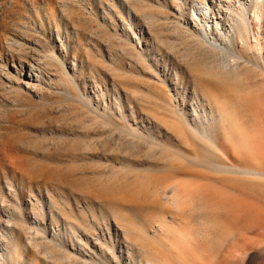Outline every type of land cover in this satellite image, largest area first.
<instances>
[{
	"label": "rangeland",
	"instance_id": "374dc122",
	"mask_svg": "<svg viewBox=\"0 0 264 264\" xmlns=\"http://www.w3.org/2000/svg\"><path fill=\"white\" fill-rule=\"evenodd\" d=\"M38 2L57 11L49 29L26 12L37 4L0 0V31L55 69L0 114V264H264V180L222 171L264 165V8L238 24L254 0ZM207 2L205 41L193 14ZM171 174L195 186L178 208L146 182Z\"/></svg>",
	"mask_w": 264,
	"mask_h": 264
},
{
	"label": "bare ground",
	"instance_id": "6f19581e",
	"mask_svg": "<svg viewBox=\"0 0 264 264\" xmlns=\"http://www.w3.org/2000/svg\"><path fill=\"white\" fill-rule=\"evenodd\" d=\"M26 2H30L33 6L36 4L38 5L37 8L28 9L26 11L28 16H30L31 19L32 18L37 19L41 28L44 27L45 29H49V27L52 24L53 17L55 15V10H49L46 4L44 3L39 4L38 0H26ZM242 5L243 4H241V6ZM252 5L253 6L249 8V10L244 9L238 11V14L236 15V22L238 24H245L249 11H252V13L254 14V13H258L260 9L264 8V3L261 2V5H258L256 0H254V3ZM212 7L213 5L210 2L201 4L200 8L197 9L196 14L195 13L193 14V20L197 22L204 31L205 41H207L206 39H208L206 37V31L207 28L210 27L209 26L210 21L214 20L216 16L219 14V9L215 11ZM59 13L60 12L58 11V14ZM56 15H57V11H56ZM7 17L8 15L4 16L3 18L6 19ZM59 22L60 24H62V18L59 19ZM5 26L7 27L6 22H5ZM23 26L25 25L23 24ZM16 27L18 28L19 31L22 28L21 23H17ZM4 30L2 32L0 31V89L1 88L3 89L5 96L9 97V99L10 96H14V98L13 100L10 99L11 104H7V106H5L4 109L0 108V114L1 115L5 114V117L8 119L7 114L12 110H15L17 105L14 104L17 103L19 98L28 101L29 98L40 97V91H39L40 82L44 71L45 70L55 71V69H53V66L51 64V61H54L53 60L54 56L46 54L44 50L41 48V45H38V43L34 41V39L21 40V38H19L16 34L8 35ZM214 46L217 47V45L215 44ZM240 58L243 59V57ZM56 63L60 67V69L65 74H67L66 68L63 66V64L58 60L56 61ZM216 69L219 68L216 67ZM229 75H232V73H230ZM23 94L27 95L29 98ZM228 110L227 108L218 107V114L220 115L224 114ZM212 119L214 120V116H212ZM185 128L188 131L190 130L193 135L198 136L199 142H202L207 145H213L216 143V141L213 140V134H210L209 128L203 124H199V125L196 124L194 126H191L188 123L185 124ZM239 133L240 135L243 134L242 129L239 130ZM257 138L259 141L264 139V137H257ZM255 157L256 154L252 156V159H242L243 160L242 164H236V163L230 164L229 162L226 161L227 163L222 165L223 166L222 171L230 172L234 175L241 176L242 178L251 181L253 184L259 183L262 180H264V165L263 163L261 164L260 162H257L255 160ZM260 157L262 159L264 158L262 153H260ZM167 165L169 169V170L167 169L168 170L167 172H173L174 166H172L171 163H168ZM171 175L172 176H169L168 178L165 179L164 177H162V179L153 177V182L155 184V186L153 187H152V178L150 176L146 177V182L147 185L151 187L152 193L158 192L159 194L162 195L163 199L166 202H168L171 205L173 204L176 208H178L181 202L186 200L191 195L195 186L188 183H181V181L176 180V177L173 174ZM226 180L229 183L228 188L231 191H235L236 190L234 186L235 178L227 177ZM137 187L139 190H143L146 188V186L138 185V184ZM147 188L148 190L151 191L149 187ZM228 194L229 196H227L226 199L229 200V202H232V206H233V204H235L238 201L237 199H233L234 195L233 196L230 195L229 192ZM211 195H214L212 194V191H211ZM217 195L218 194L215 193L216 199H217ZM217 200H215V202H217ZM223 200L224 203L225 201L227 202V200L225 199ZM213 204L215 206V203ZM237 204H239V202ZM218 205L219 204H216L217 210H218L217 207ZM235 206L240 207V205L239 206L235 205ZM228 207H230V205ZM257 214H264V211L260 213V211L257 210ZM147 264H152V263L148 262L147 260Z\"/></svg>",
	"mask_w": 264,
	"mask_h": 264
}]
</instances>
